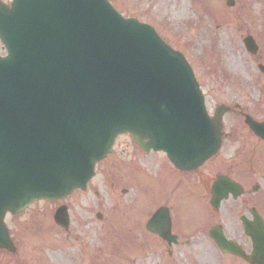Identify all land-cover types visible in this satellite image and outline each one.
<instances>
[{"label":"water","instance_id":"1","mask_svg":"<svg viewBox=\"0 0 264 264\" xmlns=\"http://www.w3.org/2000/svg\"><path fill=\"white\" fill-rule=\"evenodd\" d=\"M0 39L8 53L0 57V133L14 121L20 136L0 152L1 248L14 250L2 224L6 210L84 188L118 133L165 150L177 166L198 164L219 145L228 108L208 118L181 54L106 0L0 1ZM243 43L256 54L252 37ZM245 121L264 138L249 116ZM54 219L67 227L64 208ZM257 253L264 255L261 245Z\"/></svg>","mask_w":264,"mask_h":264},{"label":"rangeland","instance_id":"2","mask_svg":"<svg viewBox=\"0 0 264 264\" xmlns=\"http://www.w3.org/2000/svg\"><path fill=\"white\" fill-rule=\"evenodd\" d=\"M110 1L124 16L151 24L166 43L186 56L201 80L209 114L212 115L221 103L238 104L254 119H264V69L261 72L257 67L258 64L264 67V0H234L233 7H227L225 0ZM247 34L253 36L259 47L255 56L249 55L242 45L241 38ZM3 53L0 43V54ZM240 118L237 113H227L222 121H241ZM127 145H133L129 138L119 137L112 154L121 152ZM158 159L150 153L143 158L147 170L133 172L132 179L139 181L138 198L142 204H148L144 201L151 199L153 186L149 169ZM255 174L260 182L258 177L264 174V167L259 163H255ZM103 179L107 180L101 167L96 169L90 182V191L68 197L66 203L70 204L69 229L72 233L69 238L53 225L56 203L38 202L17 217L28 216L29 219L27 227L23 226L24 241L19 250L29 253V263L22 264H138L147 260L131 246L120 229L124 207H128L135 197L133 186L126 188L127 194H122V186L106 185ZM35 211L38 215L32 217ZM97 211L102 215L101 220L95 217ZM13 218L7 217L9 227ZM111 221H114V230L105 240L103 225ZM130 238L140 242L139 236ZM114 244L117 249L113 248ZM94 253L99 259L93 257ZM15 260L16 257L10 264H17Z\"/></svg>","mask_w":264,"mask_h":264},{"label":"flooded vegetation","instance_id":"3","mask_svg":"<svg viewBox=\"0 0 264 264\" xmlns=\"http://www.w3.org/2000/svg\"><path fill=\"white\" fill-rule=\"evenodd\" d=\"M150 153L159 159L149 169L151 199L142 204L138 198L139 181L132 177L135 171L147 170L143 158ZM255 163L264 167V141L255 136L245 121H224L219 149L196 167L179 168L164 152H145L138 145H127L99 163L98 168L102 167L105 175L119 173L123 185L136 188L135 203L124 207L120 229L140 237L138 250L148 257L138 264H252L249 259L255 246H264V230L257 234L253 230L258 226L256 221L264 227V174L259 175L258 183ZM222 176L233 182V189L217 203L212 187ZM66 201L67 198L58 201L57 205ZM150 218H154L152 231L146 229ZM23 225V218L10 225L12 242L21 238ZM111 226V222L103 225L104 238L113 231ZM0 251V264H9L14 257L27 263L29 258L26 252L19 254L18 250Z\"/></svg>","mask_w":264,"mask_h":264}]
</instances>
